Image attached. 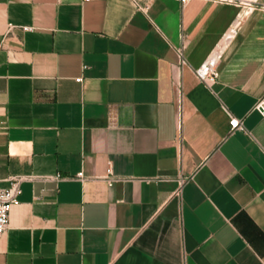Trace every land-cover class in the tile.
<instances>
[{"label":"crops","instance_id":"crops-1","mask_svg":"<svg viewBox=\"0 0 264 264\" xmlns=\"http://www.w3.org/2000/svg\"><path fill=\"white\" fill-rule=\"evenodd\" d=\"M147 1L0 0V264H264V0Z\"/></svg>","mask_w":264,"mask_h":264},{"label":"built area","instance_id":"built-area-1","mask_svg":"<svg viewBox=\"0 0 264 264\" xmlns=\"http://www.w3.org/2000/svg\"><path fill=\"white\" fill-rule=\"evenodd\" d=\"M88 1V0H84ZM183 4H187L191 0H178ZM133 2L141 9H146L148 7L147 0H133ZM12 25L10 26V28ZM23 29L30 30L31 27L24 26ZM238 33V25L235 23L230 26L226 32L223 34L222 38L217 42L209 56L204 60V62L196 68L195 72L198 78L204 82L206 85L211 86L214 84L220 75L219 65L222 61L227 49L229 48L231 42L235 39ZM180 64H186L187 60L184 54L183 46H175ZM78 81H82L83 77L77 78ZM182 92L178 95V125L182 128ZM256 109L264 116V99L260 100ZM230 115L229 126L230 132L234 133L237 130L245 129L244 122L241 118L235 116L227 109ZM78 176L84 178V172L78 173ZM26 177L16 176L11 179L10 185L7 187H0V236L7 230L10 224V214L13 206L19 201L20 194L22 193L21 182ZM117 178L114 176L111 169L108 170L107 181L109 185H113Z\"/></svg>","mask_w":264,"mask_h":264}]
</instances>
